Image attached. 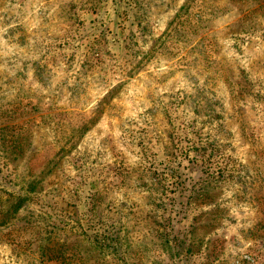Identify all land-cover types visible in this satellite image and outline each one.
I'll return each instance as SVG.
<instances>
[{"label":"rangeland","instance_id":"obj_1","mask_svg":"<svg viewBox=\"0 0 264 264\" xmlns=\"http://www.w3.org/2000/svg\"><path fill=\"white\" fill-rule=\"evenodd\" d=\"M0 264H264V0H0Z\"/></svg>","mask_w":264,"mask_h":264},{"label":"trees","instance_id":"obj_2","mask_svg":"<svg viewBox=\"0 0 264 264\" xmlns=\"http://www.w3.org/2000/svg\"><path fill=\"white\" fill-rule=\"evenodd\" d=\"M33 188V187H32Z\"/></svg>","mask_w":264,"mask_h":264}]
</instances>
